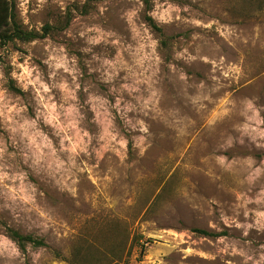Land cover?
I'll list each match as a JSON object with an SVG mask.
<instances>
[{"label":"rangeland","instance_id":"374dc122","mask_svg":"<svg viewBox=\"0 0 264 264\" xmlns=\"http://www.w3.org/2000/svg\"><path fill=\"white\" fill-rule=\"evenodd\" d=\"M13 1L50 28L0 47V264H264V8Z\"/></svg>","mask_w":264,"mask_h":264},{"label":"trees","instance_id":"16d2710c","mask_svg":"<svg viewBox=\"0 0 264 264\" xmlns=\"http://www.w3.org/2000/svg\"><path fill=\"white\" fill-rule=\"evenodd\" d=\"M148 9L151 8V0H143ZM248 5L256 4L255 9L262 10L264 8V0H244ZM147 20L156 29H160L152 16L147 15ZM50 28L49 24H46L43 31L29 30L23 27L22 23L17 18L16 13V3L13 0H0V47H6L9 43L19 41H33L38 38L45 37ZM200 232L209 234L210 232L206 229H198ZM8 233L11 238H13L19 246L23 249L28 243L35 246H46L51 249V251L58 257L63 258V255L59 250L52 248L44 238L37 237L34 234L21 233L19 230L14 228H8ZM146 249V245L142 244V252ZM84 256L80 250H76L73 256L68 258L71 264H87L84 260ZM111 261V259L109 260Z\"/></svg>","mask_w":264,"mask_h":264}]
</instances>
